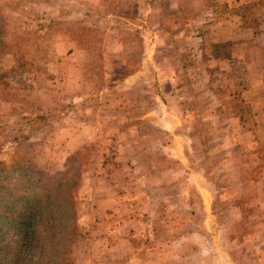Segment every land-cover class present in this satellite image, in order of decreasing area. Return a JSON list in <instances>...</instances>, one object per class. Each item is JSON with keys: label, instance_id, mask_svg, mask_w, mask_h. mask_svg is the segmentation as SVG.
<instances>
[{"label": "rangeland", "instance_id": "374dc122", "mask_svg": "<svg viewBox=\"0 0 264 264\" xmlns=\"http://www.w3.org/2000/svg\"><path fill=\"white\" fill-rule=\"evenodd\" d=\"M0 162L77 185L0 264H264V0H0Z\"/></svg>", "mask_w": 264, "mask_h": 264}, {"label": "trees", "instance_id": "16d2710c", "mask_svg": "<svg viewBox=\"0 0 264 264\" xmlns=\"http://www.w3.org/2000/svg\"><path fill=\"white\" fill-rule=\"evenodd\" d=\"M68 173L47 174L26 166L0 162V254L11 251L15 246L8 242L10 236L28 230L31 245L35 242L41 248L47 246L51 239L53 242L60 233L57 220L68 215L70 224L77 185L76 182L66 183ZM64 186L63 196L61 190ZM44 236L49 240L44 239L41 244L40 238Z\"/></svg>", "mask_w": 264, "mask_h": 264}, {"label": "crops", "instance_id": "0c3cea01", "mask_svg": "<svg viewBox=\"0 0 264 264\" xmlns=\"http://www.w3.org/2000/svg\"><path fill=\"white\" fill-rule=\"evenodd\" d=\"M255 88L257 89V86H255ZM254 93H255V92H254ZM254 93H252V94H254ZM252 94H251V95H252Z\"/></svg>", "mask_w": 264, "mask_h": 264}]
</instances>
